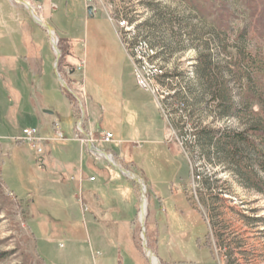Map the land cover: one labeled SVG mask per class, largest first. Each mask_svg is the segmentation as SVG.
<instances>
[{
    "label": "rangeland",
    "instance_id": "374dc122",
    "mask_svg": "<svg viewBox=\"0 0 264 264\" xmlns=\"http://www.w3.org/2000/svg\"><path fill=\"white\" fill-rule=\"evenodd\" d=\"M26 1L55 33L66 87L56 78L47 32L24 5L0 0L9 22L0 26V54L16 63L11 89L0 84L14 100L11 133L42 126L43 105L70 138L68 97L77 120L90 116L113 133L102 150L121 152L147 170L145 176L136 164L122 165L144 181V236L158 264H264V135L248 131L264 128V0H92L91 14L86 0ZM119 16L158 53L165 75L156 102L136 85L109 20ZM23 42L36 52L44 44L50 54L37 90L25 73ZM214 85L216 91L222 85L221 97H213ZM35 91L43 96L40 110L30 100ZM16 92L25 99L19 105ZM6 104L0 103V119ZM161 128L164 141L150 142L160 139ZM239 131L243 140L223 143L218 136ZM128 139L140 147L129 148ZM11 141V150L9 137L0 141V264H91L102 242L119 251L121 264H150L135 181L105 158L89 159L70 139L42 144L40 154ZM82 165L79 189L66 169Z\"/></svg>",
    "mask_w": 264,
    "mask_h": 264
},
{
    "label": "crops",
    "instance_id": "0c3cea01",
    "mask_svg": "<svg viewBox=\"0 0 264 264\" xmlns=\"http://www.w3.org/2000/svg\"><path fill=\"white\" fill-rule=\"evenodd\" d=\"M11 9H12V7H11V4H10V10ZM10 12L13 13V20L10 19L12 21V24H13V23H15V14L13 12V9ZM0 17H1V19H0V26H1L2 29L5 30V28H8V23L9 22H8L7 19L6 20L3 19V15L2 14H0ZM35 37L36 36H34V38ZM23 44H24V42H23ZM24 47H25L27 53L24 56V58H22V60H23L24 64L26 65L27 69H26V71L23 70V69L22 70L25 71V73L27 74V76H29V77L31 76V78L33 79V82H34L35 90H37V86H38V83H39V78H40V76L42 74V65H43V62L45 60L48 61V62H50L49 61L50 54L48 53L47 47L44 44L38 46V51L37 52H36V49L33 48V47L28 48L25 44H24ZM44 47H45L46 51L43 52L42 49H44ZM15 64L16 63H15L14 58L8 57V56H2L0 54V67H2V71L0 70V84L3 83L4 84L3 86H5V87H8L9 86L10 89H11L12 85L14 84L13 83V76L11 75V71H12L13 67H15ZM5 70H8L6 72V74H5V72H3ZM58 88H59L58 90L60 91V93L63 96H65L64 93L61 91V88L59 86H58ZM147 94L152 98V96L149 93H147ZM14 97L19 102L17 105H19L21 102H23L25 100L24 99V95H22V94H20L18 92H16V96H14ZM42 97L43 96L39 92L35 91L36 101L34 99L33 100L30 99L31 102L33 103V105L36 106V109L37 110L39 109L37 102L40 103V101L42 100ZM65 99L67 100V104H68V113H70L72 115V117H73L72 118V128H71L72 131H73V134H72V136L70 138L69 137L66 138L65 135H64V133H63V131L60 129L61 132H62V135H63V138L64 139L63 140H60V141H52V140H50L48 142H44L43 144H45V145L48 144L49 142H65V141H67L69 139L72 140V141L78 142V140H76V134H77V132L75 130V124L77 122V118L74 116V113H72V109H71V105H70V102L68 100V97H65ZM3 100L4 101L7 100V103L8 104H6V109L4 110V114H3L4 115V118L2 117V119H0V141H1V138H4V137H7L8 138L9 137L10 138V150H11L12 144H13L12 141H11V139L14 140V137H17L18 136V135L15 136V135H13V133H11V131L15 128L13 126V123L15 121L13 119V117H14L13 116V107L11 106L10 103L11 102H14V100L11 101L10 98L9 99H6V95L4 93V90L2 91V88L0 86V103L3 102ZM152 101H154L153 98H152ZM41 107H42L41 112L43 113L44 117L43 116L41 117L38 114L37 115H38L39 121L42 123V126H30V127H37L38 130H39V133L42 136H44L46 138L47 137L49 138V137H52L53 136L52 127L56 123L55 122L56 118L54 117V112L53 111H51V113H48V112H46V109H44V106L43 105H41ZM5 117H6V119H5ZM101 117L102 116H100V118ZM87 120L91 124H94L95 123L94 119L91 118L90 116H88ZM96 122H98V123H95V127L96 128L99 127V129H100V121H96ZM151 126L152 125H150L149 128H151ZM41 127H42V129L43 128L46 129L45 130L46 132L49 131L48 132L49 134L48 133H46V134L43 133V131L41 130ZM105 131H109V130L106 129ZM148 134L150 135V133H148ZM117 141H118V144L121 146L123 140H117ZM149 141L152 142V143H157V142L159 143V141L163 142L164 140H163L162 128H161V137H160V139L153 138V139H149ZM14 142H21V141H14ZM127 145L129 146V148H132L133 149L135 147L136 148L137 147H140L141 142L139 140L128 139L127 140ZM95 147L98 148V149H100V150H102L99 147V144H96ZM79 148H80L81 153L82 154H86L89 159L93 158V159L99 160L101 158H105V157L96 158L94 156V153H95L94 150L90 146H88V145L87 146H81L80 143H79ZM102 151L111 153L113 155V157L115 159H117V161L120 163L121 166L122 165H126L128 163H133V164H136V166L141 170L140 166L137 163H135L132 159H129V160L128 159H125L123 153H121V152L116 153L115 151L110 150L109 148H106L105 150H102ZM43 163H45V158L44 157H41L40 158V168H44V164ZM87 164L90 165L91 162L88 161ZM82 168H83V165L81 166L80 169L79 168H74V169L67 168L66 169V171L68 172V177H70L71 181H76L77 187L79 189L82 188L81 187V182H82V180L84 178ZM141 171L146 176L147 170H141ZM63 174H64V171H62L60 173V175H61L60 178H59L60 180H65V176H67V175L66 174L63 175ZM91 177H93V176H90L89 179ZM93 180H94V177H93ZM93 180H91V181H93ZM153 183L154 182H152V184ZM154 187H156L155 186V183H154ZM92 194H95V193H92ZM26 197H27L26 199H28V201H30V199H32L31 198L32 197L31 196V193H28ZM79 197H81V196L79 195ZM96 198H97V200H96L97 205L102 204V200L100 198H98V197H96ZM33 201H32L31 204L29 202L28 205L29 206L32 205L35 202V201L34 202ZM81 209H82V205H81ZM95 219H92L91 221L98 223ZM97 219H99V218H97ZM96 247H97V250H95L94 254L92 255V260H90V263L91 264H121L122 263L121 262L122 260H121L119 251L118 250H113L112 246L106 245V244H104L102 242L99 245L96 244ZM90 249L93 251L94 248H90ZM92 251H91V253H92Z\"/></svg>",
    "mask_w": 264,
    "mask_h": 264
},
{
    "label": "built area",
    "instance_id": "2783aa9c",
    "mask_svg": "<svg viewBox=\"0 0 264 264\" xmlns=\"http://www.w3.org/2000/svg\"><path fill=\"white\" fill-rule=\"evenodd\" d=\"M92 7V11L96 12L97 8L92 4V0H86ZM111 22H115L112 25L114 32L119 40V43L124 51L125 56L129 60L132 73L136 82V85L143 91L148 92L154 102L157 101L158 91L160 84L158 80L164 75V70L158 63L157 51L148 40L136 35L133 30V25L126 16H119L116 19L109 18ZM76 140L81 146H87L92 144H107L114 139L113 133L110 131L100 130L99 127H95V123L91 124L87 119L83 117L77 120L75 124ZM53 136L44 137L39 133L37 127H23L21 134L14 137L16 141L24 142L28 147L36 154L42 153V144L44 142L60 141L63 140V135L60 127L55 123L52 127ZM104 156L100 153H94L96 158L105 157L110 163H112L113 155L106 152ZM114 162V161H113ZM93 180V177L90 178ZM82 210H86V206L81 203Z\"/></svg>",
    "mask_w": 264,
    "mask_h": 264
},
{
    "label": "water",
    "instance_id": "95a60500",
    "mask_svg": "<svg viewBox=\"0 0 264 264\" xmlns=\"http://www.w3.org/2000/svg\"><path fill=\"white\" fill-rule=\"evenodd\" d=\"M13 1L16 2L17 4L24 5L27 8L28 11H29V13H30V15H31V17H32V19L37 24H39L41 27H43V29L47 32L48 36L51 39V31H52V28L50 27V25L47 22L42 21L34 13V10L31 7L30 3L28 1H26V0H13ZM87 10H88V14H91L92 13V7L91 6H88ZM51 44H52V47L54 48L55 53H56V59H55V63H54V71H55L56 78H57L58 82L61 84V86L66 87V84H65L63 78L57 72L58 58L60 57V54H61L60 53V50L57 47V43L56 42H53L52 39H51ZM46 112L51 113L50 110H46ZM88 146H90L94 150L95 153H100V154H102L104 156L107 155V153L105 151H102V150L96 148L92 144H89ZM111 164L114 165L116 168H118L124 175H126L127 177H129L130 179H132L133 181H135L139 185V187H140L141 196H140V211H139V217H140V225H141V228H142V247H143V250H144V254L147 257V259L150 262V264H151L150 258L147 256V254L145 252L146 249L151 254H153V256L155 257V259L158 261V259L155 256V254L148 248L147 243H146V238L144 236V220H145V215H146L145 214L146 198H145V195H144V193H145V184H144V181H143V179L140 176H137V175L133 174L131 171L125 169L121 165H117L113 161H112Z\"/></svg>",
    "mask_w": 264,
    "mask_h": 264
},
{
    "label": "trees",
    "instance_id": "16d2710c",
    "mask_svg": "<svg viewBox=\"0 0 264 264\" xmlns=\"http://www.w3.org/2000/svg\"><path fill=\"white\" fill-rule=\"evenodd\" d=\"M149 43L152 45L151 42H149ZM164 75H163V77H164ZM214 86L215 87H213L214 88L213 97L214 98L221 97V94L219 92H220L221 88H223L222 85L221 86L220 85H217L218 86L217 91L215 90L216 85H214ZM248 131L252 132L254 135H258V134H263L264 135V128L261 125H253V126L249 127ZM217 133H218V131H217ZM218 136L223 141V143H226V142H231L234 139H236V140H243L244 137H245V132L244 131H239V132H235V133H232V134H230V133L229 134L228 133L227 134L226 133L221 134L220 133ZM254 186L258 187V184L255 183Z\"/></svg>",
    "mask_w": 264,
    "mask_h": 264
},
{
    "label": "bare ground",
    "instance_id": "6f19581e",
    "mask_svg": "<svg viewBox=\"0 0 264 264\" xmlns=\"http://www.w3.org/2000/svg\"><path fill=\"white\" fill-rule=\"evenodd\" d=\"M51 39L53 42H56V37H55V33L53 30L51 31ZM145 252H146L147 256L150 258V261L152 264H158V261L155 259L153 254H151L147 249L145 250Z\"/></svg>",
    "mask_w": 264,
    "mask_h": 264
}]
</instances>
